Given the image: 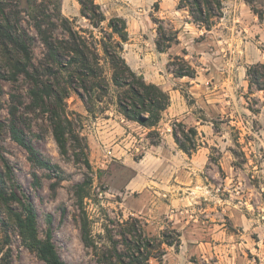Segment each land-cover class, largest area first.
Wrapping results in <instances>:
<instances>
[{
    "label": "rangeland",
    "instance_id": "1",
    "mask_svg": "<svg viewBox=\"0 0 264 264\" xmlns=\"http://www.w3.org/2000/svg\"><path fill=\"white\" fill-rule=\"evenodd\" d=\"M108 2L107 17L120 14L128 24L130 41L124 56H134L133 63L149 75L147 83L150 78L173 82L169 73L177 67L168 69V64L176 56L196 71L200 85L194 83L196 89H190V78L169 86L181 89L185 101L193 106V121L205 126L198 131L192 123L187 125L197 130L199 144L206 148L195 164L200 195L188 212L153 213L150 217L149 192H185L168 190L170 172L175 167L178 174L191 165L180 159H173L174 164L156 160L164 152L149 153L151 145L172 134L181 121L165 117L158 129H147L125 119L109 104L111 97L90 115L81 99L71 94L63 104L74 120V133L67 135L64 152L55 138L50 103L35 98L33 80L25 76L10 79L1 47L0 188L8 196L16 193L33 208L41 238L51 231L65 264H101L99 257L110 245L105 229L112 232L119 249L126 250L124 234L130 218L140 220L151 238L180 239L177 247L163 246L162 264H264V91L251 87L247 76L250 67L264 64V0H222L223 15L215 20L211 32L192 23L188 8L178 10V0ZM37 5L45 15L53 14L57 6L65 17L77 19V27L87 28L88 23L80 16L77 0H0V23L8 15L18 23L19 32L32 37L33 63L43 73L40 64L45 60V48L29 16ZM45 15L42 19L46 20ZM159 29L179 40L164 56L156 45L157 41L165 43ZM180 32L188 47L181 45ZM227 82L233 98L227 96ZM14 128L49 167L33 161L17 142ZM145 157L157 164L150 165ZM151 168L154 175L148 174ZM78 194L87 196L83 204ZM10 206L15 212L22 210L17 202ZM85 213L98 241L97 253L82 240ZM176 219L178 223H174ZM5 255L11 256L12 264H46L22 244L8 206L0 199V261ZM152 264L159 263L152 260Z\"/></svg>",
    "mask_w": 264,
    "mask_h": 264
},
{
    "label": "trees",
    "instance_id": "2",
    "mask_svg": "<svg viewBox=\"0 0 264 264\" xmlns=\"http://www.w3.org/2000/svg\"><path fill=\"white\" fill-rule=\"evenodd\" d=\"M77 2L81 18L87 20V28L77 27V19L65 17L57 6L50 15H45L38 5L35 6V13L33 11V15L29 14L34 20L33 28L45 48V60L40 64L43 73H39L33 63L32 37L25 31L19 32L18 23H13L10 16L4 17L3 23H0V47L11 74L10 79L15 81L19 76H25L35 82V98L41 103L46 102L45 99L50 103L55 138L64 152L67 151V135L74 133V120L67 114L63 104L71 94H76L81 99L90 115H95V108L103 106L104 101L111 97L112 102L109 104H114L125 119L147 129H158L163 113L171 105V97L158 85L147 83L128 64L124 56L125 45L130 41L126 19L117 16L108 18L95 0ZM184 8L189 9L192 23L206 30H211L215 20L223 15L222 0H178L177 9ZM42 15L47 19H42ZM159 36L165 42H156L160 53H167L173 43H179L177 36L170 39L160 29ZM168 66V69L171 66L177 67L171 72L177 78L196 77V71L182 57L176 56ZM247 76L251 87L264 91V64L250 67ZM103 110L106 111L107 108ZM13 133L35 163L41 167H49L33 147L24 142L17 129L14 128ZM172 134L179 149L189 157L202 146L199 144L197 130L183 123L178 124V129H173ZM75 139L80 140V136ZM160 143L161 141L153 145ZM81 190L82 186H79V191ZM86 197L78 194L81 204ZM0 199L8 206L22 244L46 264H65L56 251L51 231L47 232L44 239L41 238L38 217L33 208L16 193L8 196L1 188ZM12 201L21 205L22 210L15 212L10 206ZM126 227V250L123 251L119 249L112 232L105 229L110 245L101 253L99 263L152 264V260H156L162 264L163 246L177 247L181 243L180 239L175 242L166 240L165 235L151 238L140 220L135 218H130ZM81 232L85 247L97 253L98 241L92 234L86 213L81 217ZM174 233L179 236L177 232ZM0 262L12 264L11 256H3Z\"/></svg>",
    "mask_w": 264,
    "mask_h": 264
},
{
    "label": "crops",
    "instance_id": "3",
    "mask_svg": "<svg viewBox=\"0 0 264 264\" xmlns=\"http://www.w3.org/2000/svg\"><path fill=\"white\" fill-rule=\"evenodd\" d=\"M101 7L102 10L105 13L106 7L108 6V0H95ZM157 1V0H156ZM177 1V0H175ZM175 3V2H174ZM106 14V13H105ZM117 17H122L120 14L116 15ZM125 19V18H124ZM192 24V23H191ZM187 25H190L187 23ZM212 30H209L208 32H211ZM181 36L180 38V42L181 45H185L186 47L189 46V43L185 42V38L182 37V32H180L179 34ZM190 49V48H189ZM170 50V49H169ZM160 53V52H159ZM168 53H160V55L164 56L167 55ZM134 56H129V54H126V60L128 62V64L130 65V67L135 71V72H139L141 74H143L144 78L146 80L149 79V75L140 67L137 66V64L134 62L133 60ZM170 76L174 77V81H179V82H172L169 80L168 81H164L163 83H161V81H155L152 80L150 78V82L154 83L156 85L161 86L165 91H167L171 97V105L170 107L163 113V119L161 121L164 122V118L168 117L171 119H177L179 121H181V123L185 124V125H193V127H195L198 131H204L205 126L200 124L197 121H193V117H191V114L193 112V106H190L184 99L181 89H175L172 88V86H169L171 83L173 84H177V83H182L184 81H188L186 80L189 77H184V78H177L175 77L172 73H169ZM163 77V76H161ZM191 82V90L196 89V87L193 86L194 83H196L197 86H200L198 84V80L199 78H190ZM189 83V82H187ZM227 85H229V89H226L227 96H231L233 98V92L230 89V84L227 82ZM170 122V121H169ZM167 124H165L166 126ZM197 125H200L199 127ZM168 133L170 132L169 130H167ZM164 134V132H163ZM204 145H206L204 143ZM177 149H179V147L177 146V144L175 143L173 134H165L161 143L157 146L151 145V148L149 149V153H165L166 157L164 156L156 158V160L159 161H163V159H167L172 161V163L174 164V160L173 159H180L181 161H183L186 165H191V167H188V169H183V171L179 172L178 174H175V167H173V170H171V174H172V183L169 185L168 190L170 191H177V189L179 190H183L185 192H149V205H148V210L149 213L151 214L150 217L152 216V214L154 213H162V212H188L191 210V206L193 205L192 203L194 202V198L198 197L200 195V192H197L198 187H199V181H198V176H199V168L195 167L196 161H198V157L200 156L201 152H204V149H206L204 146L200 147L199 150L191 157H189L188 155H186L183 151H181L179 149V151H177ZM185 155V156H183ZM205 153V152H204ZM169 154H171L172 156H169ZM172 157V158H171ZM145 162L149 163L150 165H154L157 164L155 162V159H153L152 157H150L148 159V157H145ZM150 175H154V170L151 168L149 173ZM180 183L179 184H176ZM128 193H133V192H128ZM146 193V192H145ZM158 195L159 198L156 196ZM167 198V202L164 203L163 199ZM175 216V215H174ZM174 219V217H173ZM179 220H175L174 223H178Z\"/></svg>",
    "mask_w": 264,
    "mask_h": 264
}]
</instances>
